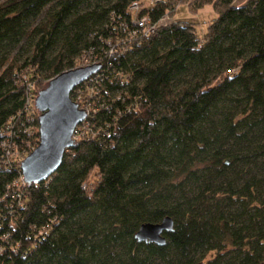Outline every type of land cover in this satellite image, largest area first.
<instances>
[{"label":"trees","instance_id":"1","mask_svg":"<svg viewBox=\"0 0 264 264\" xmlns=\"http://www.w3.org/2000/svg\"><path fill=\"white\" fill-rule=\"evenodd\" d=\"M134 2L151 23L180 3L215 16L143 32ZM149 6L0 1V264H264V0ZM88 65L77 138L27 183L38 92ZM166 216L164 245L135 239Z\"/></svg>","mask_w":264,"mask_h":264},{"label":"water","instance_id":"2","mask_svg":"<svg viewBox=\"0 0 264 264\" xmlns=\"http://www.w3.org/2000/svg\"><path fill=\"white\" fill-rule=\"evenodd\" d=\"M97 69V65H88L62 71L38 92L34 102L40 113L38 144L20 162L21 175L27 183L44 180L60 166L64 153L73 144L74 128L85 117V111L70 98V92ZM172 226L169 216L159 222H145L139 225L134 237L138 242L161 246L165 244L163 233L171 231Z\"/></svg>","mask_w":264,"mask_h":264},{"label":"rangeland","instance_id":"3","mask_svg":"<svg viewBox=\"0 0 264 264\" xmlns=\"http://www.w3.org/2000/svg\"><path fill=\"white\" fill-rule=\"evenodd\" d=\"M141 1L144 7H148L149 5H152L150 3V0H141ZM46 9L47 8H45L44 11ZM44 11L40 15L39 19H41L44 16L45 13ZM214 16H215L214 12L209 6H205L200 10L193 11L188 6V3H180L175 6L172 14L168 16V19L170 21H182V22L190 23L195 27V30L197 31L198 34H202L206 26ZM13 55H18L19 57H23L25 55V51H22L20 47H18L11 52L10 56Z\"/></svg>","mask_w":264,"mask_h":264},{"label":"built area","instance_id":"4","mask_svg":"<svg viewBox=\"0 0 264 264\" xmlns=\"http://www.w3.org/2000/svg\"><path fill=\"white\" fill-rule=\"evenodd\" d=\"M160 0H150V3L153 4L154 2H158ZM237 2H242L243 0H236ZM130 11L132 12V24L136 27V28H140L143 32H147V31H153L155 30L160 24H164V23H168L170 22V20L168 19V17H164L163 19L159 20L157 23H151L149 17L145 14H139L140 12V6L138 5V3H132L131 6L129 7ZM84 81V80H83ZM78 136L76 127L73 130L72 133V139H76ZM23 180V177H22Z\"/></svg>","mask_w":264,"mask_h":264}]
</instances>
